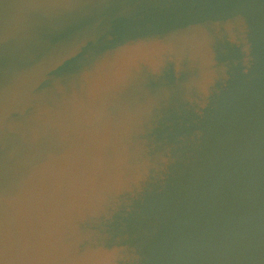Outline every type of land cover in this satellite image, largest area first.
Segmentation results:
<instances>
[{"label":"water","instance_id":"obj_1","mask_svg":"<svg viewBox=\"0 0 264 264\" xmlns=\"http://www.w3.org/2000/svg\"><path fill=\"white\" fill-rule=\"evenodd\" d=\"M0 0V30L16 6ZM97 5V17L75 16L38 27L32 59L0 46V192L18 175L27 117L11 107L4 88L15 72L82 44L41 85L69 78L84 62L122 44L165 40L202 30L212 37L208 62L169 63L158 76L129 85L125 102L154 101L146 136L167 163L150 168L139 189L124 191L109 215L86 209L58 234L59 256L46 264H264V0H60ZM51 106V105H50ZM115 116L116 109H110ZM7 125V126H6ZM41 133L43 128L39 129ZM42 148L55 147L41 135ZM47 184V181H45Z\"/></svg>","mask_w":264,"mask_h":264},{"label":"clouds","instance_id":"obj_2","mask_svg":"<svg viewBox=\"0 0 264 264\" xmlns=\"http://www.w3.org/2000/svg\"><path fill=\"white\" fill-rule=\"evenodd\" d=\"M106 5H83L60 0H32L16 6L0 30V46L20 58L32 59L36 29L55 20L92 16L98 29ZM136 41L101 52L85 53L71 77L41 85L65 60L81 52L82 44L61 55L36 60L15 72L4 88L3 116L11 107L27 117L31 128L24 136L25 151L18 160V175L11 188L0 192V264H46L59 259L58 234L83 214L109 215L124 191L139 189L150 168L167 163L164 152H152L146 136L152 128L151 99L125 102L122 96L142 76H158L172 63L181 70L185 60L206 64L212 37L202 30L173 35L159 44ZM51 105V106H50ZM110 109H116L115 116ZM7 126V125H6ZM40 128L44 132H40ZM55 147L42 148L41 135ZM47 181V184H45Z\"/></svg>","mask_w":264,"mask_h":264}]
</instances>
